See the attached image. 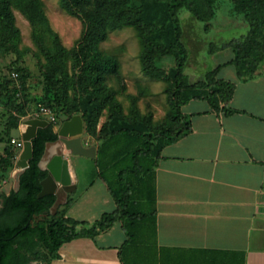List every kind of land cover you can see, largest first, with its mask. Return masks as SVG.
<instances>
[{
  "label": "crops",
  "instance_id": "0c3cea01",
  "mask_svg": "<svg viewBox=\"0 0 264 264\" xmlns=\"http://www.w3.org/2000/svg\"><path fill=\"white\" fill-rule=\"evenodd\" d=\"M234 57L217 65L221 66L217 78L235 85L229 103L233 115L218 116L206 100H191L181 107L192 130L165 146L153 167L149 211L153 217L145 226L149 233L143 234L141 228L128 240L123 223L117 221L94 237L64 243L56 255L45 257L47 264H264V74L240 78L230 64ZM230 66L234 70L226 79L222 72ZM75 116L83 121V148L94 147L95 155L74 154L62 144L72 187L70 204L59 210L62 218L90 227L103 214L114 212L117 204L100 171L92 181L84 180L88 162L97 160L100 142L89 144L82 115L67 118L54 132L58 135ZM29 127L24 123L18 136L22 148L2 182L0 207L3 194L19 189L29 157L23 152V135ZM16 139L13 136L12 141ZM9 143L0 142V147L4 145L0 152L14 145ZM58 148L54 146L52 152ZM51 168L55 170L54 162ZM97 186L104 194L88 196Z\"/></svg>",
  "mask_w": 264,
  "mask_h": 264
},
{
  "label": "rangeland",
  "instance_id": "374dc122",
  "mask_svg": "<svg viewBox=\"0 0 264 264\" xmlns=\"http://www.w3.org/2000/svg\"><path fill=\"white\" fill-rule=\"evenodd\" d=\"M40 1L43 18L36 15L32 21L20 8L11 5L13 24L10 25V19L0 20V142L14 144L15 157L22 148V139L18 136L26 121L44 120L57 129L67 119L72 106L84 101V94L77 86V69L71 50L81 41L88 22L67 13L61 8L59 0ZM187 1L188 9L180 12V26L183 43L189 52L185 70L188 82L205 80L214 67L232 58V50L221 47L243 36L246 39L241 61L242 74L246 77L257 72L264 74V2L252 3L248 10H243L237 0ZM171 2L128 0L126 5L127 8L140 10L146 21L154 26L155 41L172 50L169 54L155 55L154 65L159 77L148 76L142 71L141 45L133 27L109 31L108 38L100 42L99 48L118 63L117 73L107 74L103 88L121 105L125 120L144 122L153 133L170 129L173 135L179 124L171 113L167 89L172 85L170 74L177 68L181 54L167 9ZM50 67L55 70L57 89H52L45 81ZM233 70L231 66L226 67L222 77L229 79ZM22 71L28 80L20 94ZM11 72H18L20 76L14 78ZM58 103L61 106L65 104L66 109L60 111L55 106ZM43 109L51 111L52 115H45ZM109 120L110 112L106 108L98 116L96 133L91 135L86 132V138L91 137L90 145L98 141L99 130ZM12 135L17 136L15 142ZM116 148L115 140L111 139L96 162H88L85 182L92 181L98 170L102 171L112 189L119 187L111 156ZM26 149L25 144L23 152ZM149 189L150 184L147 183L141 195L133 194L135 210L140 213L150 211ZM104 192L97 186L88 196L96 195L97 198ZM60 212L37 216L33 224L41 220L61 219ZM148 233L147 228L143 229V234ZM38 252L41 260L30 264H47L43 259L48 255L47 250L40 246Z\"/></svg>",
  "mask_w": 264,
  "mask_h": 264
},
{
  "label": "trees",
  "instance_id": "16d2710c",
  "mask_svg": "<svg viewBox=\"0 0 264 264\" xmlns=\"http://www.w3.org/2000/svg\"><path fill=\"white\" fill-rule=\"evenodd\" d=\"M127 1L59 0L61 8L67 13L88 22L81 41L71 50L77 69V86L84 94V101L77 106L73 105L67 113V118L81 114L86 132L92 135L96 133L98 116L101 112L106 108L110 112V120L99 130L98 157L107 143L111 139L115 140L117 148L111 156L115 180L118 181L119 187L112 189L102 171H100V177L108 185L116 201L117 209L112 213L103 214L90 227L84 222L65 219L61 216V219L50 222L41 220L33 224L35 217L50 215V210L56 201L54 195L39 197L42 191L41 182L48 175L47 171L39 168V162L46 144L58 140V135L54 132L52 124L39 128L37 136L32 140V158L28 162V168L20 176L18 191L1 196L0 264H30L32 261H39L41 260L38 252L40 246L47 250L48 255H56L64 243L80 237H94L112 228L117 221L123 223L128 240H133L141 228V232L146 229L145 226H148L153 217L150 212L140 213L135 210L133 194L141 195L146 190V184L149 183V200L152 201V170L163 148L192 130L191 121L182 114L181 107L191 100H206L218 116L221 112L226 115L235 113L229 108L235 85L217 78L221 66L213 68L203 81L188 82L185 70L189 52L183 43L180 26V12L185 8L188 9V1L172 0L167 9L172 19L175 41L181 56L177 68L170 74L172 85L167 89V94L172 107L171 113L174 114L179 127L173 135L170 129L153 133L144 122L125 120L121 105L103 88L107 74L117 73L118 63L100 50V42L108 38L109 31L133 27L137 31L141 45L142 71L151 77H159L154 65L155 55L169 54L172 51L169 47L155 41L153 24L149 20L146 21L140 10L127 8ZM237 1L243 10H248L252 3L264 2V0ZM11 5L20 8L32 21L36 15L45 17L40 0H0V20L9 21L10 19V25L13 24ZM245 39L246 36L232 40L224 44L221 49L233 51L235 57L230 64L236 66L240 78H251L254 73L246 77L241 70ZM11 73H16L17 77L20 76L18 72ZM21 73V85L18 91L20 94L25 90L28 80L25 72ZM54 73V68L50 67L45 81L49 87L57 89L58 83L54 82ZM55 106L60 111L66 109L65 104L61 106V103H58ZM15 150L9 145L0 152V188L13 167ZM69 204L70 202L67 203Z\"/></svg>",
  "mask_w": 264,
  "mask_h": 264
},
{
  "label": "water",
  "instance_id": "95a60500",
  "mask_svg": "<svg viewBox=\"0 0 264 264\" xmlns=\"http://www.w3.org/2000/svg\"><path fill=\"white\" fill-rule=\"evenodd\" d=\"M25 123L30 127L28 128L27 133L23 135V140L25 144L28 145L27 156H29L26 160L24 170L28 168V162L32 158V140L37 136L38 129L50 125L49 122L39 119L28 120ZM82 132L83 121L80 116H75L72 120L66 121L58 133L59 139L46 144L44 154L39 162V168L48 172L47 177L41 182L42 191L40 192L39 197L41 198L47 195H54L56 197V201L50 210L51 215H55L59 208L67 203L68 195L72 187L68 160L63 157L64 147L62 144L64 143L66 146L65 148L72 150L74 154H83L92 157L95 155L94 147L90 149L83 148L81 142ZM68 135L73 138L70 140L62 138V136ZM54 146H59L55 154L52 152ZM51 153L53 154L52 156ZM50 158H52L51 163H47V160H50ZM53 162L56 164L55 170L51 168ZM19 186L20 179L18 188Z\"/></svg>",
  "mask_w": 264,
  "mask_h": 264
},
{
  "label": "built area",
  "instance_id": "2783aa9c",
  "mask_svg": "<svg viewBox=\"0 0 264 264\" xmlns=\"http://www.w3.org/2000/svg\"><path fill=\"white\" fill-rule=\"evenodd\" d=\"M12 77L17 78V74L16 73H12ZM42 113H44L45 115H52V112L47 110V109H43Z\"/></svg>",
  "mask_w": 264,
  "mask_h": 264
},
{
  "label": "bare ground",
  "instance_id": "6f19581e",
  "mask_svg": "<svg viewBox=\"0 0 264 264\" xmlns=\"http://www.w3.org/2000/svg\"><path fill=\"white\" fill-rule=\"evenodd\" d=\"M27 152H28V145H27V149H26V151H25L24 156H27ZM51 155H52V154H51Z\"/></svg>",
  "mask_w": 264,
  "mask_h": 264
}]
</instances>
